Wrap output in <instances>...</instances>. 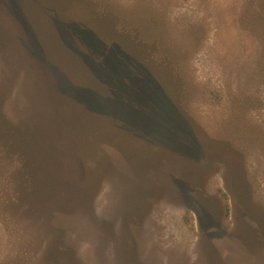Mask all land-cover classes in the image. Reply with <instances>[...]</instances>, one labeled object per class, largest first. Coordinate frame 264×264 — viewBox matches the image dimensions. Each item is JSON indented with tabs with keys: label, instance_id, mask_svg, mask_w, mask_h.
Returning a JSON list of instances; mask_svg holds the SVG:
<instances>
[{
	"label": "rangeland",
	"instance_id": "rangeland-1",
	"mask_svg": "<svg viewBox=\"0 0 264 264\" xmlns=\"http://www.w3.org/2000/svg\"><path fill=\"white\" fill-rule=\"evenodd\" d=\"M264 264V0H0V263Z\"/></svg>",
	"mask_w": 264,
	"mask_h": 264
},
{
	"label": "trees",
	"instance_id": "trees-1",
	"mask_svg": "<svg viewBox=\"0 0 264 264\" xmlns=\"http://www.w3.org/2000/svg\"><path fill=\"white\" fill-rule=\"evenodd\" d=\"M30 261L27 258L24 259H18V260H14V259H8L4 262H1L0 264H29Z\"/></svg>",
	"mask_w": 264,
	"mask_h": 264
}]
</instances>
